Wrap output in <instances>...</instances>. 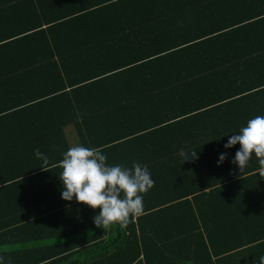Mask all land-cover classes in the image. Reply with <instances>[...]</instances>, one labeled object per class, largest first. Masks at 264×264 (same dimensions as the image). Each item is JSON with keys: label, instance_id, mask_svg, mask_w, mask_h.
I'll use <instances>...</instances> for the list:
<instances>
[{"label": "trees", "instance_id": "16d2710c", "mask_svg": "<svg viewBox=\"0 0 264 264\" xmlns=\"http://www.w3.org/2000/svg\"><path fill=\"white\" fill-rule=\"evenodd\" d=\"M38 11L42 21L16 38L0 40V52L24 49L50 55L31 57L30 63L27 62L19 72L0 73V84L40 85L42 82V85H48L56 82L60 86L0 107V129H47L52 134H46V141L56 143L59 138L61 141L57 143L65 148L63 128L73 124L81 144L102 147L107 163L112 158L127 163L143 156L147 160L138 163L147 166L155 178L154 175L162 171L161 163L177 159L180 152L128 150L134 143L140 142L144 148L151 135L166 127L176 130L175 135L163 139L166 144H179V139L186 146L225 144L230 136L239 134L240 129L247 126L248 120L264 116V0H83L78 6L53 15L47 8ZM196 11L212 14L216 11L217 17L230 22H220L211 30L198 34H181L187 27L196 26L199 20H192L193 16L200 18ZM182 15L189 19L184 25L177 22ZM144 34L150 35L147 51L139 46L145 44V40L140 39ZM134 36L139 38L138 42L130 43L139 47L140 54L118 62L117 57L122 52L117 44L128 47L129 43L117 40ZM223 47L243 52L234 60L211 54L214 49ZM236 61L243 69L234 73ZM92 65L95 69L88 70ZM137 76L141 79L131 81ZM238 81L255 85L216 98L214 103L201 108L171 111L169 121L142 131L124 132L113 141V138L91 141L97 122L103 123L107 117L130 115L128 112L134 107L125 101L96 105L89 97L97 96V92L101 96H112L128 85H134L139 86L135 91L145 89L140 90L138 97H165L175 102L183 99L184 95H180L183 86ZM22 115L27 117L20 119ZM46 116L52 118L46 119ZM34 117L40 118L35 120ZM177 122L185 124L183 133ZM228 133L232 135L226 136ZM42 150H56V147ZM62 158L60 152L49 160V164L43 166L48 171L38 168L18 175L54 178L58 200H23L19 203L18 217L0 211V226H32L36 219L50 212H58L61 218L71 214L72 222H78V212L82 210L99 215V208L78 203L75 198L72 201L61 198L65 190L59 179ZM3 160L4 155L0 153V162ZM257 176L259 180L251 182L250 178L246 181L238 175L229 180L233 183L208 184L173 199L155 201L126 226L113 224L110 232L100 227L101 230L78 238V242H90V248L52 250L34 262L67 264V257H72L69 264H244L248 258V264H260V258L264 257V177L259 173ZM156 177L154 181L164 183ZM163 187L164 184L161 189ZM0 210H3L1 203ZM95 216L90 217V226H96ZM244 226L251 236L238 239ZM78 234L75 231L68 236ZM225 241L228 242L221 244ZM71 251L72 254L64 255ZM4 259L1 257L0 261Z\"/></svg>", "mask_w": 264, "mask_h": 264}, {"label": "crops", "instance_id": "0c3cea01", "mask_svg": "<svg viewBox=\"0 0 264 264\" xmlns=\"http://www.w3.org/2000/svg\"><path fill=\"white\" fill-rule=\"evenodd\" d=\"M82 2L83 0H0V40L16 38L19 34L30 30L31 27L42 21L39 19L41 18L40 12H37L40 8L49 9V14L53 15L59 13L63 9L78 6ZM197 12L198 11H196V13ZM197 15L200 16L201 19H194V16L192 17V20H199L196 21V26L193 27L191 25L187 27L181 34H185V36L198 34L211 30L220 22H230L226 20V18L223 19L221 17V19L217 17L216 11L215 14L208 11H200ZM206 18H208L209 21ZM186 20L189 19L185 15H182L178 18L177 22H181L184 25ZM173 23H175V21H173ZM137 39L139 38L134 36L130 38L121 37L120 40H117L120 41V43H129L128 47H124V44H117L118 49L122 52V55L120 54L117 57L118 62L128 60V56L140 54L139 47H134L135 45L133 44L132 46L130 43L137 41ZM140 39L145 40V44L139 46L147 51L146 43L147 39L150 40V35L144 34ZM118 49H116V52ZM216 50L218 49H214L211 54L228 57L226 58L228 60H234L236 56H239L243 52L240 51V49H230L227 47H223L218 51ZM11 51L0 52V73L19 72L24 68L27 62L30 63L29 59L31 57L41 58L50 55V53L47 52L36 53L24 49ZM104 51L105 50H103V52ZM96 54L100 53L96 52ZM93 69H95V66L92 65L88 70L92 71ZM233 69L234 73H236L235 71L243 69V65H240L239 62L236 61ZM230 73H232V71ZM226 74V76H229L228 73ZM140 79L141 77L137 76V78L131 81H138ZM139 83L150 84L148 82ZM55 84L56 82H49L48 85H42V82L40 85L0 84V107H5L14 102L21 101L29 95L38 94L40 91L47 89L52 90L60 86L59 83ZM129 84L136 83L129 82ZM253 85L255 84H244L238 81L230 82L229 84L216 83L210 85L200 84V86H183L180 88V95L183 94L184 97L175 102L165 97H138L140 96L139 94H141L140 90L145 89L135 91L139 86L134 85H128V87L124 88L126 91L122 88V92H116L112 96H101L98 95L97 92V96L91 99L89 97V101L96 105L125 101L129 106L134 107L128 112L130 115L132 114V116L125 114L120 117V115H117L111 118L107 117L103 123L97 122L96 125L93 126L94 135L91 141H101L108 138H113V141L124 132L151 128L154 124H161L169 121L171 119L169 115L171 111L187 110L192 107L201 108L204 105L214 103L216 98L232 95L237 90L246 89ZM149 91L150 90H148V92ZM239 102H241V99ZM174 106L175 108H173ZM26 117L27 116L22 115L20 119ZM39 118L40 117H34L33 119L38 120ZM45 118L51 119L52 117L46 116ZM201 118H203V116ZM176 124L180 125L181 130H178L180 133H183V129H186V126H183L185 124L178 122ZM89 128L91 127L89 126ZM81 129L86 133L83 128ZM63 133L67 142V147L65 148L57 143L58 140L61 141L59 138L56 140V143L55 141H46L44 138L46 134H52L47 129L42 130L38 127H9L0 129V153L4 155V160L0 162V184L13 180L11 184L1 185L0 187V203L3 205V210L0 211H5L9 216L18 217L20 216V209H18L19 203L23 202V200H42L44 202L48 199L58 200V197H55L58 195V188L56 187L57 185H55L57 181L54 180V178H26L18 175L34 172L36 169L44 166L43 160L38 159L34 155V151L37 148L51 160L59 155L60 152L61 155H63V153L72 146L82 145L73 124L64 126ZM174 133H176V130L172 131L170 128L167 129L166 127L161 128L159 132L155 134L152 133L153 135H151L148 140L149 142H146L144 148L140 142H137L132 145L131 149H128L133 152H164L173 150L181 152L183 150L188 158H192V153L196 152L195 159L185 161L183 164L184 158L181 155H178L177 159H169L161 163L160 169L162 171L157 172L156 176H158V179H163L164 187L161 189L163 184L155 181L154 187L150 189L147 194L143 195L144 212H146L155 201L173 199V197L185 191L188 192L191 189H200V187L208 184L233 183V181L229 180H232L233 177L238 175H241L242 180L246 181L248 178L251 179V182L259 180L257 175L260 165L255 155H253L252 159L249 161L245 173H241L238 165L232 163L237 150L240 148L239 144L231 148L224 147L227 143L208 146H186L185 144H181L179 138V144L173 142H171V144L164 143L163 139L175 135ZM225 135L229 137L232 133ZM87 137H89L88 134ZM53 147H56V150H42ZM225 153L227 154L225 161L218 165L220 155ZM140 160L144 161L147 159H144L142 156L140 159H133L124 163L123 160L112 158L107 164L109 166L122 165L124 167H130L133 162H138ZM12 175L14 177H11ZM156 176L154 175L155 178H157ZM255 198L257 199L259 197ZM78 214H80L81 217H78V222H72L73 216L71 214H67V216L61 218V216H59L61 214H58V212H50L36 219L32 226H0V254L1 257H5L4 261H0V264H37L38 262H34L35 259H39L43 254L49 253L52 250H74V248L83 250L85 248H90V242H87V240L78 242V238L85 236V234L101 230L102 228L90 226V217L95 215H90L83 210L78 212ZM106 230L110 232V230H112L111 226ZM75 231L79 232V234L68 236V233ZM249 236H251V234L244 226L238 239H245ZM227 242L228 241L221 242V244H226ZM67 254H72V251L64 255ZM57 257L58 256H56V258ZM67 258V264L71 263L72 257ZM52 263L53 261H45L41 264ZM65 263L66 262H57V264ZM243 263L248 264V258H245Z\"/></svg>", "mask_w": 264, "mask_h": 264}, {"label": "clouds", "instance_id": "9594fccd", "mask_svg": "<svg viewBox=\"0 0 264 264\" xmlns=\"http://www.w3.org/2000/svg\"><path fill=\"white\" fill-rule=\"evenodd\" d=\"M236 144L240 148L232 163L245 173L255 155L260 165L259 175L264 177V116L248 120L247 126L242 127L239 134L230 136L224 147L231 148ZM34 155L43 160L44 166L49 164V158L38 148ZM180 155L184 158L182 164L196 158V152L192 153V158H188L183 150ZM226 155H220L218 165L225 161ZM59 167L62 169L59 179L65 189L62 198L66 201L75 198L78 203L99 208L101 211L93 220L97 227L104 229L113 224L126 226L133 218L142 215L143 194L155 184L148 167L138 162H133L132 168L109 166L102 147L72 146L63 153ZM260 264H264V257L260 258Z\"/></svg>", "mask_w": 264, "mask_h": 264}]
</instances>
